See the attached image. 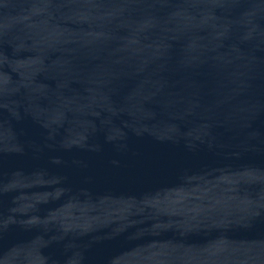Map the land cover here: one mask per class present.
Segmentation results:
<instances>
[{
    "label": "water",
    "instance_id": "water-1",
    "mask_svg": "<svg viewBox=\"0 0 264 264\" xmlns=\"http://www.w3.org/2000/svg\"><path fill=\"white\" fill-rule=\"evenodd\" d=\"M0 264H264V0L0 24Z\"/></svg>",
    "mask_w": 264,
    "mask_h": 264
}]
</instances>
